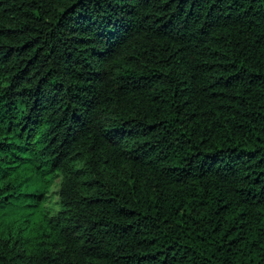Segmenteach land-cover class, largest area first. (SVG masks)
<instances>
[{
  "label": "trees",
  "instance_id": "16d2710c",
  "mask_svg": "<svg viewBox=\"0 0 264 264\" xmlns=\"http://www.w3.org/2000/svg\"><path fill=\"white\" fill-rule=\"evenodd\" d=\"M0 264H264V0H0Z\"/></svg>",
  "mask_w": 264,
  "mask_h": 264
},
{
  "label": "rangeland",
  "instance_id": "374dc122",
  "mask_svg": "<svg viewBox=\"0 0 264 264\" xmlns=\"http://www.w3.org/2000/svg\"><path fill=\"white\" fill-rule=\"evenodd\" d=\"M59 181H60V178L59 179L57 178L54 184L52 185V188H51L52 193L50 194L49 199L45 201V206L49 208L52 213H54L59 208L58 197L57 195H54L55 192H57L59 188ZM30 233L31 231H29L28 229L24 230V235H28Z\"/></svg>",
  "mask_w": 264,
  "mask_h": 264
}]
</instances>
